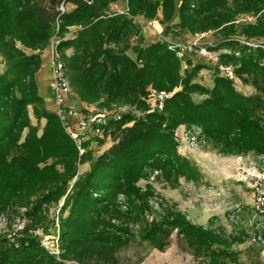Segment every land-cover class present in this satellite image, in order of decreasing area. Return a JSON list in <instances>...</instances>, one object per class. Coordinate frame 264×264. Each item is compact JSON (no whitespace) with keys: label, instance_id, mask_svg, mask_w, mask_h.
I'll use <instances>...</instances> for the list:
<instances>
[{"label":"trees","instance_id":"16d2710c","mask_svg":"<svg viewBox=\"0 0 264 264\" xmlns=\"http://www.w3.org/2000/svg\"><path fill=\"white\" fill-rule=\"evenodd\" d=\"M115 1L0 0V215L24 209L28 219L22 231L0 236V264H119L120 230L106 218L121 216L119 194L130 209L144 198L135 185L148 170L168 175L188 165L175 151L172 134L179 125L198 126L238 149L264 153V50L239 42L264 39V0H126L122 13L110 10ZM244 13L260 15L238 31L232 22ZM138 18L157 20L174 37L216 31L217 42L208 51L228 53H219L212 66V88L194 82L207 66L188 61L190 69H183L180 47L163 39L146 42ZM173 18L177 22L168 25ZM55 41L75 101L82 103L75 107L112 112L101 128L133 123L99 156L90 149L94 142L102 145L99 139L85 141L79 154L40 95L41 56ZM220 65L231 66L255 94L237 92ZM150 90L172 93L162 111L148 102ZM194 95L204 98L196 102ZM116 104L132 109L120 112ZM84 165L88 169L80 173ZM173 229L209 264L228 257L226 250L213 248V235L189 227L179 215L145 224L140 240L162 250ZM36 231L58 238L59 260Z\"/></svg>","mask_w":264,"mask_h":264},{"label":"rangeland","instance_id":"374dc122","mask_svg":"<svg viewBox=\"0 0 264 264\" xmlns=\"http://www.w3.org/2000/svg\"><path fill=\"white\" fill-rule=\"evenodd\" d=\"M113 4L123 9L126 7L125 0H116ZM254 15L239 14L232 23L239 31L243 25L241 19ZM176 20L173 18L168 25H174ZM136 22L141 26L146 42L163 39L180 47L177 56L182 60L183 69H190L188 61L207 66L198 73L194 82L207 89L212 88V66L215 62L212 58L202 57L200 51L206 49L209 52L207 48L216 44V31L174 37L172 34L166 35V25H160L157 20L138 18ZM221 52L228 53L227 50L209 53L212 57H218ZM220 74L231 81L237 92L244 96L255 94V90L244 85L233 71L231 75ZM177 90H181V87L174 88V91ZM171 95L168 93V97ZM193 98L200 102L204 97L194 95ZM113 108L120 112L132 109L128 105L118 104L113 105ZM86 117L89 122L91 114ZM31 120L35 124L32 116ZM132 124L115 123L103 127L98 137L102 145L98 146L94 142L90 149L97 156L103 154L118 142L121 130ZM172 137L177 156L188 162L189 166L169 172L168 175L161 170H148L147 176L135 185L139 196L144 198L136 201L130 209L126 197L119 194L116 200L121 216L106 218L120 230V233H115V238L120 240L115 251L119 264H209L204 257L194 255L178 229H173L168 245L162 250L140 240V231L145 224L161 222L175 215L183 218L189 227H199L203 233L213 235V248L219 246L226 250L228 257L217 259L215 264H264V207H258L253 188L256 182L258 187L264 188V179H256L257 176L264 177V153L238 149L230 141L225 143L204 133L198 126L179 125ZM87 169L88 166H81L79 172ZM61 205L62 200L58 205H53L49 211L50 218L57 214ZM27 223L24 209L1 214L0 236L10 238L22 231ZM35 235L41 239L45 250L59 260L61 253L57 254L58 244H54L53 248V242L41 231H36ZM104 235L112 236L109 231H104Z\"/></svg>","mask_w":264,"mask_h":264},{"label":"built area","instance_id":"2783aa9c","mask_svg":"<svg viewBox=\"0 0 264 264\" xmlns=\"http://www.w3.org/2000/svg\"><path fill=\"white\" fill-rule=\"evenodd\" d=\"M64 7L61 6L60 10L64 11ZM111 11H116L122 13L126 10V7L123 9L119 7L117 4H111L110 6ZM258 15L254 16H248L243 17L241 19V22L243 24H252L256 21ZM242 44L250 45L253 47H256L258 45H261V48L264 50V39L259 40L257 42L252 41H240ZM57 41L52 42L51 49L49 51L50 53V59H51V79L48 85V89L52 95V99L55 104V115L59 118L60 123L64 129V131L69 135V137L72 139L73 143L77 147L79 154H82L85 150L83 149V143L88 140H94L98 139V137L101 135V124L103 120L109 116L110 113L105 109L99 110L93 106L87 108V112L83 113L79 109H77L74 105L70 104L71 102L76 100V96L73 93L69 82L67 80V77L65 75V70L63 67V62L60 58V55L55 50V45H57ZM210 52V51H209ZM206 51V49H202L200 51V55L202 57L212 58L215 64L218 63V57L214 56L212 57L211 54ZM209 56V57H208ZM0 65L3 66V61L0 57ZM218 69L221 73L231 75L232 74V67L231 66H218ZM168 94L165 92H157L155 90L149 91V99L148 102L150 105L156 109L157 111H162L163 104L165 99H167ZM88 116L91 114L90 120L88 122ZM84 116V118L82 117ZM85 121V123H84ZM256 179L259 181L261 179H264V177L257 176ZM257 182L253 186L254 193L257 196V205L258 207H264V188L261 186H257ZM56 227L58 231V222H56ZM49 237V236H48ZM50 238V237H49ZM53 243V248L55 245L58 244V238L56 237L54 240L53 238H50ZM59 249V248H58ZM60 254V250H57V254ZM58 254V255H59ZM66 264H77L76 262H68Z\"/></svg>","mask_w":264,"mask_h":264},{"label":"crops","instance_id":"0c3cea01","mask_svg":"<svg viewBox=\"0 0 264 264\" xmlns=\"http://www.w3.org/2000/svg\"><path fill=\"white\" fill-rule=\"evenodd\" d=\"M126 1V0H125ZM125 5V4H124ZM42 59V65L39 70V72L36 75V80L37 84L40 90V95L44 97V102H45V107L47 110L54 112L55 110V104L52 99V95L48 89V84L51 79V59H50V53L48 51L44 52L43 55L41 56ZM1 67V72L3 70V66L0 65ZM70 104L72 105H77V106H82L81 102L78 101H73ZM30 115H31V110ZM44 123V121H42ZM86 166V165H84Z\"/></svg>","mask_w":264,"mask_h":264}]
</instances>
